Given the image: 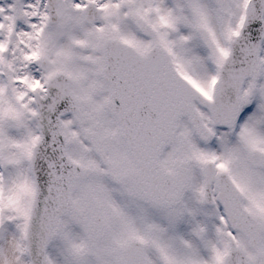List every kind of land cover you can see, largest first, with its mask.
<instances>
[{"label":"snow or ice","instance_id":"snow-or-ice-1","mask_svg":"<svg viewBox=\"0 0 264 264\" xmlns=\"http://www.w3.org/2000/svg\"><path fill=\"white\" fill-rule=\"evenodd\" d=\"M0 264H264V0H0Z\"/></svg>","mask_w":264,"mask_h":264}]
</instances>
